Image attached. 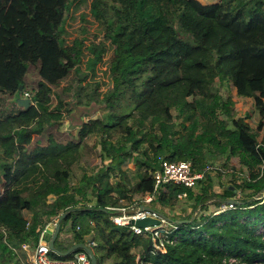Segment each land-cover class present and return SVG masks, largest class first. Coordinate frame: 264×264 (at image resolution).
<instances>
[{
  "label": "trees",
  "instance_id": "trees-1",
  "mask_svg": "<svg viewBox=\"0 0 264 264\" xmlns=\"http://www.w3.org/2000/svg\"><path fill=\"white\" fill-rule=\"evenodd\" d=\"M76 1L0 0V264H18L12 250L34 249L61 216L54 248L85 243L96 264H264V0H90L94 41L75 38L67 46L61 37ZM31 68L38 80L24 109L14 99L28 89ZM71 73L64 100L53 88ZM216 82L254 100L255 130L235 118ZM65 120L71 134L61 140ZM92 136L101 166L73 186V168L87 162ZM230 158L246 170L244 179L232 171L233 182L217 188L210 174L195 190L167 184L145 205L169 225L165 252L109 220L106 208L143 206L139 200L153 192L149 173L162 161L200 171L213 161L225 168ZM128 162L133 171L122 168ZM182 193L191 211L171 215ZM228 200L233 209L196 216ZM69 222L73 243L65 248L59 236Z\"/></svg>",
  "mask_w": 264,
  "mask_h": 264
},
{
  "label": "rangeland",
  "instance_id": "rangeland-1",
  "mask_svg": "<svg viewBox=\"0 0 264 264\" xmlns=\"http://www.w3.org/2000/svg\"><path fill=\"white\" fill-rule=\"evenodd\" d=\"M198 2L202 4H211L213 2H216L217 0H197ZM89 2L90 0H77L71 7L69 14L67 15L65 24H64V34L62 35V40L65 45L69 46L71 45L72 41L75 38H83L84 45H88L91 40H93V34L95 32L96 23L94 22L93 18L90 16L89 13ZM94 41V40H93ZM109 58V55H104L103 61H106ZM84 61L85 59H82V65L81 67L84 68ZM106 69V65L103 63H99L96 65V72L97 77L106 81V77L104 76V70ZM38 80L37 70L32 69L29 72V75L27 76V84H29L28 91L31 92L34 88L35 82ZM75 79L74 75L71 73L69 77L63 81L60 84V87L53 88V92L60 94L61 98L64 100H70L68 95L61 94V88H64L68 85H74ZM216 88L219 91L220 96L223 100L230 99L234 104V115L236 119H242L244 122H246L252 130L256 129V126L259 121L258 112L254 107V100L252 98H244V97H238L235 93L234 88L231 86L230 83L224 82L223 84H219L216 82ZM101 90L104 91L105 88L101 87ZM2 104H4V100L0 99V111L2 109ZM79 112V111H78ZM101 112V111H100ZM99 115V112H93L90 116V118H95ZM220 118H223L220 116ZM86 119L84 118V121ZM63 127L61 128L58 136L61 140H65L67 136L71 134V130L69 128V121L65 120L63 122ZM73 124L77 125L76 117H73ZM258 141L261 144H264V129L260 131L258 134ZM59 140V141H61ZM87 147L86 152L88 154V160L87 162H80L79 167L73 168V175L71 176L70 182L73 186L78 185L80 182L83 174L90 175L91 173L96 172V169L101 166L100 164V154L102 153L100 150V146L96 143L98 142V137L92 136L87 139ZM87 163V164H85ZM208 165H211L214 170L211 171L210 177L213 183V186L217 188L218 186L222 184H230L233 182L232 171L239 174L240 180L244 179L246 177V170L240 166L237 158H230L226 164V167L223 168V162L222 161H213L210 162ZM122 168H128L130 171H133V164L131 162H128L122 166ZM129 175H132L131 172H129ZM238 183V181H237ZM195 190V189H194ZM139 197H135V200H138ZM192 202L189 201L187 198H182L174 200L171 202L170 205V214L171 215H177L179 212H183L185 214L190 213ZM133 205L131 208L134 209ZM128 209V208H127ZM130 209V208H129ZM218 208H215L214 206L210 207L207 211H200L197 212L196 216H208L209 214H213L215 210L217 211ZM23 215L26 218H30V214L26 211L23 212ZM66 226L63 227L60 238L62 237L63 246L66 248L70 246L73 243V236L71 235L70 230V222L65 224ZM167 227V224H164ZM95 240L98 242V237H95ZM98 251V249H97ZM95 251V252H97ZM104 251V248L100 249V253ZM133 255H135V258L139 255V249L135 248L133 250ZM9 263V262H8Z\"/></svg>",
  "mask_w": 264,
  "mask_h": 264
},
{
  "label": "built area",
  "instance_id": "built-area-1",
  "mask_svg": "<svg viewBox=\"0 0 264 264\" xmlns=\"http://www.w3.org/2000/svg\"><path fill=\"white\" fill-rule=\"evenodd\" d=\"M22 98H30L28 90L22 91ZM214 168L211 165H206L200 171H196L192 168L189 162L185 161H162L160 168L149 173V176L154 182L153 192L141 198L139 201L143 206L150 203L153 199L154 194L164 185L171 184L179 186L184 189L194 190L198 183H202L205 180L206 175L210 174ZM186 197V193L179 194L178 199ZM264 201V196L263 199ZM233 209V204H223L217 210V214ZM107 211L112 212L109 220L117 227H127L133 234L143 236L150 240L155 250L165 252L164 244L167 236L166 228L169 226L167 222L160 218L159 214L154 211H143L140 207L134 209L126 208H106ZM145 218L159 219L160 225L153 227L137 228L135 226H128L130 221H136ZM57 221L51 225L55 227ZM167 224V227L166 225ZM48 227V226H47ZM46 227V228H47ZM46 228L40 234L38 238L37 246L34 249H30L27 245L22 244L14 252L20 253L19 261L20 264H90V259L85 252H77L71 258L65 260L51 259L49 253L51 252L48 243L45 241ZM3 232V230H2ZM49 235V234H47ZM51 236V235H50ZM139 257L137 256L136 261Z\"/></svg>",
  "mask_w": 264,
  "mask_h": 264
},
{
  "label": "water",
  "instance_id": "water-1",
  "mask_svg": "<svg viewBox=\"0 0 264 264\" xmlns=\"http://www.w3.org/2000/svg\"><path fill=\"white\" fill-rule=\"evenodd\" d=\"M23 89H22V86L19 87L18 89V92H21ZM16 105L20 108H27L30 103H31V100L29 98H22L19 96V94H17L15 96V99H14ZM264 193V186L261 190V194ZM236 203L235 201L233 200H228L226 202V204H234ZM141 210L143 211H149L150 209L145 207V206H141L140 207ZM160 216V215H159ZM63 218V216H61L58 220H57V223L54 227V230H53V234L50 236L48 235L47 238H45V241L48 243V247L50 249L51 252L57 254L58 256H61V257H66L70 254H72L73 252L77 251V250H82L83 252H85L89 259H90V264H96V258L94 256V253L93 251L87 246V244L85 243H77V244H74L73 246H71L66 252H58L54 246H53V243L58 235V232H59V223L61 221V219ZM160 218H164L163 216H160ZM161 221L159 219H152V218H145V219H140V220H136V221H130L129 223V227L130 226H135L137 228H145V227H153V226H158L160 225Z\"/></svg>",
  "mask_w": 264,
  "mask_h": 264
},
{
  "label": "crops",
  "instance_id": "crops-1",
  "mask_svg": "<svg viewBox=\"0 0 264 264\" xmlns=\"http://www.w3.org/2000/svg\"><path fill=\"white\" fill-rule=\"evenodd\" d=\"M216 2H218V0L216 1ZM216 2H213V3H216ZM213 3H211V4H213ZM204 5H207V4H204ZM218 210V209H217ZM216 212V213H215ZM215 212L213 213V215H216L217 214V211L215 210ZM53 230H54V228L52 227V226H48L47 228H46V236H48L47 234H49V235H52L53 234ZM18 249V248H17ZM17 249H13L12 251H13V255H14V257H15V260L17 261V263L18 264H20V261H19V255H20V253H15L14 252V250H17ZM9 264H15V262H14V260H10V263Z\"/></svg>",
  "mask_w": 264,
  "mask_h": 264
}]
</instances>
